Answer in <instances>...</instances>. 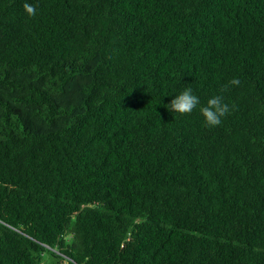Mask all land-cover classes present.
Returning <instances> with one entry per match:
<instances>
[{
  "label": "trees",
  "instance_id": "obj_1",
  "mask_svg": "<svg viewBox=\"0 0 264 264\" xmlns=\"http://www.w3.org/2000/svg\"><path fill=\"white\" fill-rule=\"evenodd\" d=\"M46 252L264 264V0H0V264Z\"/></svg>",
  "mask_w": 264,
  "mask_h": 264
},
{
  "label": "clouds",
  "instance_id": "obj_2",
  "mask_svg": "<svg viewBox=\"0 0 264 264\" xmlns=\"http://www.w3.org/2000/svg\"><path fill=\"white\" fill-rule=\"evenodd\" d=\"M24 11L29 17L36 15V7L29 3H24ZM241 81L239 78H233L229 81L231 86H240ZM200 105L198 96L193 94L191 87L185 88L182 92L175 96L174 99L165 107L170 112L178 113L181 115L190 114L193 110ZM200 112L204 118L205 126L216 127L222 124V119L230 114L231 108L224 102L223 98L219 95L213 96L207 100L205 106L200 107Z\"/></svg>",
  "mask_w": 264,
  "mask_h": 264
},
{
  "label": "rangeland",
  "instance_id": "obj_3",
  "mask_svg": "<svg viewBox=\"0 0 264 264\" xmlns=\"http://www.w3.org/2000/svg\"><path fill=\"white\" fill-rule=\"evenodd\" d=\"M138 222H141V220H138ZM58 262H61L64 264L63 261L52 258L50 252H46L45 254H43V260L40 264H56Z\"/></svg>",
  "mask_w": 264,
  "mask_h": 264
}]
</instances>
